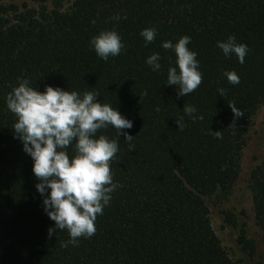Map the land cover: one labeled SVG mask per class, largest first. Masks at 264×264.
Listing matches in <instances>:
<instances>
[{
  "label": "trees",
  "instance_id": "trees-1",
  "mask_svg": "<svg viewBox=\"0 0 264 264\" xmlns=\"http://www.w3.org/2000/svg\"><path fill=\"white\" fill-rule=\"evenodd\" d=\"M32 1L0 0V264H234L213 227L207 197L232 192L254 116L264 105V0ZM117 14L127 18L112 19ZM152 26L158 34L145 46L140 32ZM105 29L117 30L126 44L107 62L89 46ZM184 35L198 53L203 79L193 93L178 96L177 86L166 85L176 56L161 45ZM229 35L250 48L243 64L216 46ZM156 52L160 72L145 62ZM233 70L238 85L223 75ZM20 77L41 92L49 85L99 91L100 100L133 122L123 131L134 138L121 135L111 164L114 182L123 186L97 217L96 233L79 238L78 246L62 247L70 239L67 230L49 237L55 222L37 191L34 161L15 138L6 96ZM185 104L204 119L193 122ZM230 104L243 115L235 117ZM99 134L119 139L112 127ZM249 188L264 239V156ZM223 213L254 253L245 223L230 209Z\"/></svg>",
  "mask_w": 264,
  "mask_h": 264
},
{
  "label": "clouds",
  "instance_id": "clouds-1",
  "mask_svg": "<svg viewBox=\"0 0 264 264\" xmlns=\"http://www.w3.org/2000/svg\"><path fill=\"white\" fill-rule=\"evenodd\" d=\"M126 18L117 14L112 19ZM157 34L155 26L140 32L145 46L152 43ZM190 43L191 37L184 35L176 43L167 40L161 45L175 53L176 66L168 68L166 85L177 86L178 96L193 93L203 79L198 53L189 47ZM89 46L105 62L126 51V44L115 29L101 30L90 40ZM216 46L225 57L235 55L241 64L250 51L246 43L237 42L235 35L218 41ZM161 60L160 53L156 52L145 62L153 72H160ZM223 75L232 85L240 83V75L234 70ZM17 84L7 94L6 105L16 117L15 138L22 142L23 150L34 161L33 173L39 181L37 191L44 197V211L55 222V227L49 228V237L56 229L67 230L70 239L62 243V247L78 246L79 238H91L96 233L97 217L110 206L112 194L123 186L114 182L111 164L119 151L121 135L128 142L134 138L123 131L131 129L133 122L123 116L118 107L100 100L99 91L81 93L49 85L41 92L24 77L18 78ZM218 92L222 97L226 95L224 88H219ZM147 95L145 90L143 96ZM230 106L235 117L243 115L235 105ZM183 112L193 122L204 119L195 105L185 104ZM176 122L182 130L184 118H177ZM109 127L117 131L119 139L99 134V130ZM213 134L217 139L222 138L221 132Z\"/></svg>",
  "mask_w": 264,
  "mask_h": 264
},
{
  "label": "rangeland",
  "instance_id": "rangeland-1",
  "mask_svg": "<svg viewBox=\"0 0 264 264\" xmlns=\"http://www.w3.org/2000/svg\"><path fill=\"white\" fill-rule=\"evenodd\" d=\"M30 5L34 1L27 0ZM264 156V105L256 113L250 128L248 142L243 150L241 171L232 192L225 197H207L213 227L230 253L234 264H264V239L256 223L250 174ZM234 211L240 223H245L247 237L256 245L254 253L239 242V230L227 221L223 210Z\"/></svg>",
  "mask_w": 264,
  "mask_h": 264
}]
</instances>
